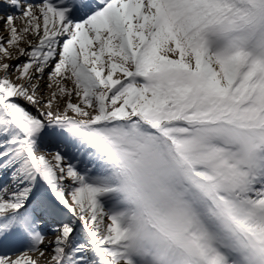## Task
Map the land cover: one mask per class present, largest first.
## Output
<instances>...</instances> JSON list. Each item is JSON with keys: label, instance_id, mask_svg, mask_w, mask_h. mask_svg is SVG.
<instances>
[{"label": "snow or ice", "instance_id": "6c2138e0", "mask_svg": "<svg viewBox=\"0 0 264 264\" xmlns=\"http://www.w3.org/2000/svg\"><path fill=\"white\" fill-rule=\"evenodd\" d=\"M8 3L0 264H264V0Z\"/></svg>", "mask_w": 264, "mask_h": 264}, {"label": "bare ground", "instance_id": "6f19581e", "mask_svg": "<svg viewBox=\"0 0 264 264\" xmlns=\"http://www.w3.org/2000/svg\"><path fill=\"white\" fill-rule=\"evenodd\" d=\"M4 1H6L7 4L3 5V4L0 3V17H5L6 18L7 15L11 14L10 12H12V15H14L15 17H19L22 14L17 8H15L14 6L10 5L8 3V0H4ZM23 1H25V0H20V3H21L22 6H25V4L22 3ZM92 1H95V0H92ZM66 2L71 4L72 0H66ZM92 5H95V2H93ZM82 18H84V16ZM82 18H80V19H82ZM15 26L19 29L23 25H22V23H21V21L19 19H16L15 20ZM7 33H8L7 26L4 24L3 20H0V37H5L7 35ZM27 39L32 40L33 43L37 42V40L34 37H32V36L27 37ZM11 51L13 52V54H15V49H11ZM0 56H2V54H0ZM8 62L13 63V62H16V61H14L13 59H9ZM46 78L47 77H45V79ZM55 88H56V85L53 84V87L52 88H48L46 91L48 93H51L52 91L55 90ZM26 107H28L29 109H32V106L29 105V104H27ZM82 159H86V157L82 158ZM81 167H83V163L81 164ZM105 208H107V207H105ZM50 236H52V235H48V237H47L49 240L52 239V237H50ZM48 247L51 248V244H49ZM30 255H32L33 258L37 261V264H50V255L48 253L45 254L44 258H41L39 256V254L36 253V252L30 253Z\"/></svg>", "mask_w": 264, "mask_h": 264}, {"label": "rangeland", "instance_id": "374dc122", "mask_svg": "<svg viewBox=\"0 0 264 264\" xmlns=\"http://www.w3.org/2000/svg\"><path fill=\"white\" fill-rule=\"evenodd\" d=\"M7 4V2H6ZM12 14V12H10ZM22 104L27 106V103L23 100L20 101ZM100 203L112 211H121L124 209L125 205L119 203L120 194L118 193H108L98 196Z\"/></svg>", "mask_w": 264, "mask_h": 264}]
</instances>
